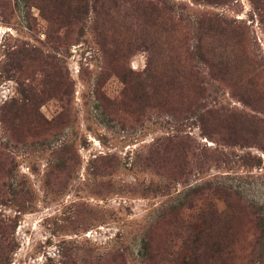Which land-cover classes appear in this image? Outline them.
I'll use <instances>...</instances> for the list:
<instances>
[{"label":"rangeland","instance_id":"obj_1","mask_svg":"<svg viewBox=\"0 0 264 264\" xmlns=\"http://www.w3.org/2000/svg\"><path fill=\"white\" fill-rule=\"evenodd\" d=\"M0 264H264V0H0Z\"/></svg>","mask_w":264,"mask_h":264}]
</instances>
